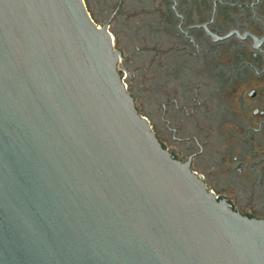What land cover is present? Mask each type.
Segmentation results:
<instances>
[{"label": "water", "instance_id": "obj_1", "mask_svg": "<svg viewBox=\"0 0 264 264\" xmlns=\"http://www.w3.org/2000/svg\"><path fill=\"white\" fill-rule=\"evenodd\" d=\"M84 0H0V264H264V221L161 147Z\"/></svg>", "mask_w": 264, "mask_h": 264}, {"label": "flooded vegetation", "instance_id": "obj_2", "mask_svg": "<svg viewBox=\"0 0 264 264\" xmlns=\"http://www.w3.org/2000/svg\"><path fill=\"white\" fill-rule=\"evenodd\" d=\"M138 1L154 45L158 142L219 202L264 221V0ZM125 2L109 9V28Z\"/></svg>", "mask_w": 264, "mask_h": 264}, {"label": "rangeland", "instance_id": "obj_3", "mask_svg": "<svg viewBox=\"0 0 264 264\" xmlns=\"http://www.w3.org/2000/svg\"><path fill=\"white\" fill-rule=\"evenodd\" d=\"M118 0H90L92 13L89 11L86 2L85 5L92 19L99 25L106 22ZM141 1L132 0V8H128V3H124V18L114 21L108 29L113 36V48L120 53V60L117 64V70L123 77L127 90L132 96L136 97V107L139 114L146 117L152 129L154 130V111L152 108V87L154 54L150 53L154 45L150 42L152 33H146L147 21L140 15L142 9ZM122 8V9H123ZM135 16V17H132ZM132 18V21L129 19ZM142 25H145L141 27ZM143 39V41H142ZM142 41V42H140ZM133 45L147 46L148 52H133ZM144 47V46H143Z\"/></svg>", "mask_w": 264, "mask_h": 264}, {"label": "trees", "instance_id": "obj_4", "mask_svg": "<svg viewBox=\"0 0 264 264\" xmlns=\"http://www.w3.org/2000/svg\"><path fill=\"white\" fill-rule=\"evenodd\" d=\"M85 2H86V5H87V7H88V9H89V11L91 12V14L93 15V18H95L94 17V14L92 13V5L90 4V0H85Z\"/></svg>", "mask_w": 264, "mask_h": 264}, {"label": "built area", "instance_id": "obj_5", "mask_svg": "<svg viewBox=\"0 0 264 264\" xmlns=\"http://www.w3.org/2000/svg\"><path fill=\"white\" fill-rule=\"evenodd\" d=\"M121 79L124 81L123 77H121Z\"/></svg>", "mask_w": 264, "mask_h": 264}]
</instances>
